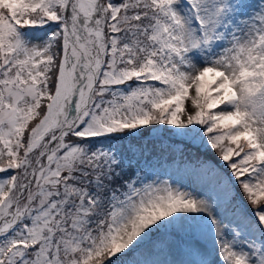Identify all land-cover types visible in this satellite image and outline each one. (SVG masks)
Instances as JSON below:
<instances>
[{
    "label": "snow or ice",
    "instance_id": "1",
    "mask_svg": "<svg viewBox=\"0 0 264 264\" xmlns=\"http://www.w3.org/2000/svg\"><path fill=\"white\" fill-rule=\"evenodd\" d=\"M0 264H264V0H0Z\"/></svg>",
    "mask_w": 264,
    "mask_h": 264
},
{
    "label": "trees",
    "instance_id": "2",
    "mask_svg": "<svg viewBox=\"0 0 264 264\" xmlns=\"http://www.w3.org/2000/svg\"><path fill=\"white\" fill-rule=\"evenodd\" d=\"M134 144H147L149 147L155 145L156 151L153 156L160 159L161 162H170L175 160H182L181 153H183V160L194 163L198 157L201 160H211L215 162L217 157L214 150L210 151L198 145H193L188 142L177 140L168 135L161 136H145L142 135L132 141ZM165 149L163 157L161 158L160 149ZM135 163V161H134Z\"/></svg>",
    "mask_w": 264,
    "mask_h": 264
},
{
    "label": "rangeland",
    "instance_id": "3",
    "mask_svg": "<svg viewBox=\"0 0 264 264\" xmlns=\"http://www.w3.org/2000/svg\"><path fill=\"white\" fill-rule=\"evenodd\" d=\"M254 2H255V0H254ZM157 127H160L161 128V131L160 132H157V131L154 130ZM163 127L164 126H149V129L148 130H145L144 134H145V136L168 135L165 132H163V130H162ZM168 136H170V135H168ZM170 137H173V138H175L177 140H181V141L190 143L188 140H186L183 137H179V136H170ZM181 161L182 160H175V161H170V162H161V164L165 166V168L167 169V171L172 175V177L174 179H182V181L185 184H191L193 187H196L194 178H190V177L186 176L183 173V171H182V169H183V163ZM189 163H191V162H189ZM215 163H220L219 160H218V158L216 159ZM249 209H251V206H249ZM160 258L163 259L164 257L161 256ZM169 258H171V257H169Z\"/></svg>",
    "mask_w": 264,
    "mask_h": 264
}]
</instances>
